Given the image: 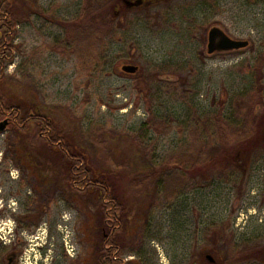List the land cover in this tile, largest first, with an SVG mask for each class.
Segmentation results:
<instances>
[{
    "label": "rangeland",
    "instance_id": "rangeland-1",
    "mask_svg": "<svg viewBox=\"0 0 264 264\" xmlns=\"http://www.w3.org/2000/svg\"><path fill=\"white\" fill-rule=\"evenodd\" d=\"M12 8L4 92L50 118L92 171L121 188L130 208L122 264H199L222 226L240 249L264 247V0H14ZM100 12L112 14L102 29L91 25ZM212 27L248 46L208 54ZM220 112L236 141L218 146L214 169L202 144L219 140L211 121ZM148 119L143 152L134 140ZM32 135L0 132V264L15 249L18 264H92L102 220L62 168L56 176L40 167ZM33 153L35 167L22 156ZM149 159L157 168L201 163L177 170L183 187L150 209L152 194L140 207L129 185L134 172L153 169Z\"/></svg>",
    "mask_w": 264,
    "mask_h": 264
},
{
    "label": "trees",
    "instance_id": "trees-1",
    "mask_svg": "<svg viewBox=\"0 0 264 264\" xmlns=\"http://www.w3.org/2000/svg\"><path fill=\"white\" fill-rule=\"evenodd\" d=\"M13 2L14 0H0V118H7L9 126L18 135L28 136L33 134L31 140L34 141L29 145L31 148L36 146V144L41 145L40 152L43 153L40 154L42 162H39L43 165L41 167L45 170H54L56 176V168H62L64 173L60 178L66 180L69 188L76 194L85 196L92 201L100 217L98 219H101L103 223L101 228L103 234L101 235L102 243L95 246V255L98 263L122 264L118 258V252L127 232L130 208L128 209V205L121 199V188L119 189L117 183L111 177L92 171L88 165V159L56 130L50 118L39 114L29 105L14 103L10 95L4 92L5 68L14 59L15 46L13 41L15 27L18 23L17 14L12 8ZM111 16V12H100L93 16L91 22H94L91 25L101 29L106 28L110 24ZM248 95L250 94L248 93ZM211 124L214 126L216 137L219 140H209L207 144L203 143L202 146H207L210 149L213 156L207 162L212 163L214 169H217L218 165L214 154L218 152L219 147H226L229 143L236 140H231V135H228L231 122L221 112L215 114ZM153 127L151 120L148 119L140 125L135 135L134 142L140 149L144 148L142 149L143 152H148L149 150L148 146L144 145V138ZM149 160L153 169L147 172H134L129 185L136 191L137 200L134 204L140 203V207L143 205L141 202L142 198L152 194L150 209L158 204L162 193L164 198L168 199L174 191L173 189L183 187L184 183L181 176L180 178L175 176L178 174L177 170L188 173L196 171V169H200L199 163H201L198 159L191 162L189 168H185L183 164L168 162V166L157 168L153 161ZM234 160L236 159L234 158ZM219 228L217 231L218 235H214L213 239L210 240V245L214 250L211 248L205 251L210 254L214 262H209L206 259V255L209 254H205L198 256L199 264L264 263V247L255 250L256 247L248 248L245 246L240 249L242 245L236 244L233 234H229L227 237L226 227L222 226ZM222 242L224 244H221ZM125 264L130 263L127 262Z\"/></svg>",
    "mask_w": 264,
    "mask_h": 264
},
{
    "label": "water",
    "instance_id": "water-1",
    "mask_svg": "<svg viewBox=\"0 0 264 264\" xmlns=\"http://www.w3.org/2000/svg\"><path fill=\"white\" fill-rule=\"evenodd\" d=\"M141 1V0H139ZM151 1V0H147ZM248 46L247 41H238L231 39L222 29L218 27H212L207 34L206 51L208 54L223 53L234 50L246 48ZM138 70L137 66L124 65L122 71L125 73L133 74ZM8 124L7 120L0 122V132H2L5 126ZM206 259L213 263L214 260L210 255H206ZM8 264H11V259H8Z\"/></svg>",
    "mask_w": 264,
    "mask_h": 264
},
{
    "label": "flooded vegetation",
    "instance_id": "flooded-vegetation-1",
    "mask_svg": "<svg viewBox=\"0 0 264 264\" xmlns=\"http://www.w3.org/2000/svg\"><path fill=\"white\" fill-rule=\"evenodd\" d=\"M128 4H129V6H131V5H137V4H149V3H152V2H154L155 0H151V1H147V0H141V1H139V0H125ZM7 118H5V120H6ZM8 120V119H7ZM7 125H9V124H7ZM6 125V126H7ZM5 126V127H6ZM5 129V128H4ZM22 156H25V159H28V160H30V161H33L34 163H31L30 165L31 166H36L37 165V163H36V159H35V156H36V154H24V155H22ZM238 157V156H237ZM39 160H42V159H39ZM41 166H43V165H41L40 164V167ZM35 171V170H34ZM36 179V178H35ZM62 179V178H61ZM42 180L45 182V180H46V176H43V178H42ZM98 244H96V246H97ZM94 248H95V246H94ZM21 252V250H17V249H15V251H14V253H12L11 254V256H9L8 257V259L10 258L11 259V264H18V260H19V258H20V255H19V253ZM93 256H94V259H93V263L92 264H99L98 263V260L96 259V255H95V250H94V254H93ZM7 264H8V260H7ZM81 264H83V261L81 262Z\"/></svg>",
    "mask_w": 264,
    "mask_h": 264
},
{
    "label": "clouds",
    "instance_id": "clouds-1",
    "mask_svg": "<svg viewBox=\"0 0 264 264\" xmlns=\"http://www.w3.org/2000/svg\"><path fill=\"white\" fill-rule=\"evenodd\" d=\"M26 264H27V262H26Z\"/></svg>",
    "mask_w": 264,
    "mask_h": 264
}]
</instances>
